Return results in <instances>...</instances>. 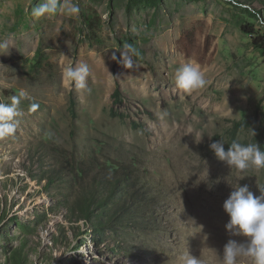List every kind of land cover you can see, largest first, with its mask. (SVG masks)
Segmentation results:
<instances>
[{
    "label": "rangeland",
    "instance_id": "rangeland-1",
    "mask_svg": "<svg viewBox=\"0 0 264 264\" xmlns=\"http://www.w3.org/2000/svg\"><path fill=\"white\" fill-rule=\"evenodd\" d=\"M42 2L0 0L11 47L0 50V102L29 96L15 134L0 139V264L24 241L26 264H180L187 253L223 264L226 242L244 239L225 229L223 203L238 183L261 195L264 169L238 172L209 144L226 146L241 120L251 125L236 138L264 144V45H254L264 0H71L78 15L37 20ZM125 44L138 52L132 69L111 59ZM186 63L206 80L190 93L175 85ZM81 64L90 92L63 76ZM117 202L124 215L112 219Z\"/></svg>",
    "mask_w": 264,
    "mask_h": 264
},
{
    "label": "clouds",
    "instance_id": "clouds-1",
    "mask_svg": "<svg viewBox=\"0 0 264 264\" xmlns=\"http://www.w3.org/2000/svg\"><path fill=\"white\" fill-rule=\"evenodd\" d=\"M80 8L78 3L71 0H43L42 3L31 9L30 15L39 19L41 17H54L59 13L74 17L78 15ZM9 38L0 39V50L10 49ZM6 52V53H7ZM117 58L113 52L111 59L123 65L126 69L135 67L133 56L138 52L132 44H125ZM5 54V53H2ZM89 67L81 64L79 67L69 66L63 72V76L73 82L77 90L90 92L88 87ZM206 80L200 69L186 63L179 67L175 74V85L185 92H193L205 86ZM29 98L28 93L20 90L18 95L11 98L10 103L0 102V139L12 136L17 131L20 118L24 115L20 103L22 99ZM33 109L36 107L32 105ZM255 136V132L253 131ZM225 142L220 139L209 144L210 150L215 157L230 168L244 173L250 168L264 169V150L257 143L242 144L234 140L227 150ZM241 176L239 179H242ZM261 195L256 196L247 184L241 186L239 183L230 192L223 203V209L228 214L229 220L225 229L230 236H241L243 240L229 239L223 247V264H237L240 257L250 258L251 264H264V189ZM94 231V230H93ZM95 233V232H94ZM180 264H202L198 257L190 253L180 257Z\"/></svg>",
    "mask_w": 264,
    "mask_h": 264
},
{
    "label": "trees",
    "instance_id": "trees-1",
    "mask_svg": "<svg viewBox=\"0 0 264 264\" xmlns=\"http://www.w3.org/2000/svg\"><path fill=\"white\" fill-rule=\"evenodd\" d=\"M244 31L248 32V28L247 27H243ZM261 44L264 45V35L262 36H259V38L255 39L254 41V45H258L259 47H261ZM113 96V103L115 104H118V103H121L122 102V93H121V89H120V86H117L112 94ZM111 114L112 115H117L116 112L113 110V108L111 109ZM251 125V122L250 120H241V121H236L234 123V126L231 130V138L229 139V142L225 147V150L228 149V147L230 146V144L236 140L242 144H246L245 142H241L240 140H238L236 138L238 132L244 128H247ZM261 131H259V136L258 137H261L263 138L264 136V127L263 126H260L259 127ZM216 139V137L214 138ZM261 147L262 150H264V144L260 143L259 145ZM125 178L123 177L122 179H116L110 186V188L112 189L113 187H117L121 182V180H124ZM82 204H81V207H80V210H81V216L79 217V219L83 218V219H86L89 221V219H92V214L94 212H92V209H93V206H94V200L93 198H90L86 195H84L82 197ZM126 201H128V198H126ZM80 202V201H79ZM108 203L107 200H105L104 198H102V202L101 200L95 204L99 205V204H102V203ZM116 204V203H115ZM126 208V203L122 204L121 202H117V204L115 205L114 208H112V211H113V214H112V219H116V218H120V217H123V210ZM38 216V215H37ZM45 217H46V214L42 213V215H40V219L42 221L45 220ZM100 218L97 219V225L95 226V232L97 233H101L103 232L104 230V227H105V224L104 222L101 220V215H99ZM127 217H133V215H130L127 214ZM39 218V216H38ZM78 220V219H76ZM25 245H26V242H22L20 244V246L18 248H16L14 250V252L7 258V260L9 261L8 264H26L27 263V259L28 257L26 256V252L24 253V248H25Z\"/></svg>",
    "mask_w": 264,
    "mask_h": 264
}]
</instances>
